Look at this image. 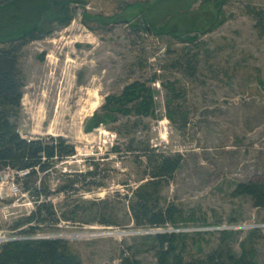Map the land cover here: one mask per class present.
<instances>
[{
	"label": "rangeland",
	"instance_id": "1",
	"mask_svg": "<svg viewBox=\"0 0 264 264\" xmlns=\"http://www.w3.org/2000/svg\"><path fill=\"white\" fill-rule=\"evenodd\" d=\"M144 1L154 0L71 4L66 27L23 48L25 83L15 125L24 138L61 137L73 146L74 155L44 178L51 193L41 200L51 204L56 218L74 207L79 212L68 221H46L31 237L18 235L10 228L34 203L19 179L6 171L0 175V244L62 239L83 264H120L124 258L156 264L151 239L145 236L165 232L186 235L183 259L198 262L219 246V233L225 230L232 231L228 242L236 258L242 247L252 248V264H264V233L251 227L264 225V209L232 194L238 184L264 180V34L254 28V11L264 9V0L226 1L223 24L192 44L133 29L130 24L142 16L136 9L129 23L110 20L122 16L125 6ZM198 6L192 4L189 11ZM84 17L95 29L83 25ZM181 53L194 56L195 71L177 68ZM133 82H147L154 92L152 116L117 115L87 130L92 116L102 115L106 97ZM165 82L179 93L174 105L184 120L168 119ZM144 148L181 155V166L162 188L157 208L172 207L184 218L193 214V220L163 228L134 224L125 196L144 182ZM94 170V178L76 176ZM67 179H76L73 189L57 193ZM90 203L94 209L105 206V220L114 225L100 224L99 216L85 223L92 219ZM198 232L204 240L201 251L190 241Z\"/></svg>",
	"mask_w": 264,
	"mask_h": 264
},
{
	"label": "trees",
	"instance_id": "2",
	"mask_svg": "<svg viewBox=\"0 0 264 264\" xmlns=\"http://www.w3.org/2000/svg\"><path fill=\"white\" fill-rule=\"evenodd\" d=\"M82 0H0V175L6 171L13 173L22 185V191L31 194L34 209L20 220L13 223L10 230L18 235L31 237L46 221L58 223L60 219L68 221L70 215L76 217L79 212L68 209L61 218H56L49 202L41 200L51 193L44 178L51 173L57 163L74 155L72 145L66 144L61 137H37L33 139L22 137L15 125V120L21 109L25 73L21 67L23 48L31 41L48 37L59 28H64L70 22L72 11L69 5ZM228 0H154L134 3L132 7L125 6L120 15L110 19L112 22L129 23L132 10H137L140 18L133 22V29L143 28L156 36L168 35L182 43H193L198 35L207 34L225 21L221 11ZM198 2L196 10L189 11L192 4ZM142 14H141V13ZM168 16L167 20L160 18ZM255 30L259 36L264 34V9L254 11ZM119 19V20H118ZM83 18V25L93 28ZM92 22L100 23L101 19L93 18ZM159 21V22H158ZM194 33H197L195 35ZM177 68L191 72L196 70L197 61L194 56L181 53L175 60ZM187 72V71H186ZM155 79V78H153ZM152 79V80H153ZM166 91L167 117L169 120L185 119L178 112L174 103L179 96L174 84L163 83ZM153 94L147 87V82H133L126 85L115 96L106 97L101 116L94 114L87 130L97 128L107 121H114L117 115L152 116ZM173 104V105H172ZM113 151L118 153V149ZM145 170L141 175L144 182L131 190L128 212L136 226L163 228L167 224L193 220L194 215L184 218L183 213L172 207L157 208L161 198L162 188L173 174L180 168L182 157L179 154L164 155L154 150L144 148ZM96 170L86 174H76L77 177H95ZM75 180L67 179L59 184L56 192L67 193L73 189ZM233 196L248 197L253 207L264 209V180L248 181L238 184L232 192ZM85 223L94 221L99 216L100 224L114 225L111 220H105L107 208L94 209L90 203ZM74 214V215H73ZM35 225V226H34ZM219 246L204 260L186 262L183 254L186 252L187 240L184 234L156 233L145 236L151 240V249L157 258L156 264H252L255 257L252 248L242 247V253L236 258L232 252L228 238L232 231H220ZM202 233H195L191 245L201 251ZM0 264H83L79 255L62 239H32L11 240L0 244ZM120 264H139L137 260L124 258Z\"/></svg>",
	"mask_w": 264,
	"mask_h": 264
},
{
	"label": "built area",
	"instance_id": "3",
	"mask_svg": "<svg viewBox=\"0 0 264 264\" xmlns=\"http://www.w3.org/2000/svg\"><path fill=\"white\" fill-rule=\"evenodd\" d=\"M251 227H253V228H257V229H259L261 232H263L264 233V225H258V226H251Z\"/></svg>",
	"mask_w": 264,
	"mask_h": 264
}]
</instances>
